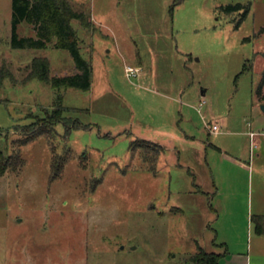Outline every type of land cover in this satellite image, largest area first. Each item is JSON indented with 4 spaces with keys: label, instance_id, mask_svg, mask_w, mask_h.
I'll list each match as a JSON object with an SVG mask.
<instances>
[{
    "label": "rangeland",
    "instance_id": "1",
    "mask_svg": "<svg viewBox=\"0 0 264 264\" xmlns=\"http://www.w3.org/2000/svg\"><path fill=\"white\" fill-rule=\"evenodd\" d=\"M67 1L89 21H70L86 90L31 76L35 57L50 76L75 72L73 58L52 43L12 48L11 0H0V264H195L221 252L212 177L254 192L264 176V0ZM235 3L249 6L242 19L223 10ZM17 32L34 36L25 22ZM220 149L245 163L251 153L250 172Z\"/></svg>",
    "mask_w": 264,
    "mask_h": 264
},
{
    "label": "trees",
    "instance_id": "2",
    "mask_svg": "<svg viewBox=\"0 0 264 264\" xmlns=\"http://www.w3.org/2000/svg\"><path fill=\"white\" fill-rule=\"evenodd\" d=\"M240 9H243L240 15V19H242L248 12V5L235 3L223 7L226 13ZM72 19H78L82 26L89 22L85 14L82 11L74 10L67 0H11L10 41L12 48H45L52 43L53 47L67 49L70 52L75 65V72L71 74L50 76L48 60L45 58L35 57L30 63L31 76L49 82L56 90L66 87L86 90L90 85V66L80 55L76 31L70 24ZM22 22L32 26L34 36H21L18 34L17 27ZM262 30L264 31V27ZM2 76L0 72V80ZM263 83L264 71L261 85ZM257 95L259 100L264 102V93L261 92V86L257 91ZM61 99L62 97L59 94L57 96L58 104L52 110L54 116L61 112ZM6 164L7 159L1 156L0 151V174L5 170ZM251 220L254 230L258 233H264V215H253ZM217 256L216 253L208 254L199 251L193 256V260L196 264H212L215 263Z\"/></svg>",
    "mask_w": 264,
    "mask_h": 264
},
{
    "label": "crops",
    "instance_id": "3",
    "mask_svg": "<svg viewBox=\"0 0 264 264\" xmlns=\"http://www.w3.org/2000/svg\"><path fill=\"white\" fill-rule=\"evenodd\" d=\"M259 102L264 103L260 100ZM248 125L250 129L247 135L252 140L257 131L253 130L251 123ZM210 127L208 128L210 132L220 131L219 125L217 131L211 130ZM251 132L253 135H250ZM151 144L161 147L157 143ZM219 152L230 164L250 172L251 153L248 156L249 161L245 163L222 149ZM262 177L258 178V182L255 180L254 192L237 189L238 180L234 175L226 173L217 178L212 177L210 187L212 192L207 193L215 216L210 220L214 224L211 227L214 232L211 242L224 248L221 252H216L218 256L212 264H264V233L256 232L251 220L253 215H264V176ZM250 179L252 180L251 177ZM176 209L179 210L180 207L176 206L174 210Z\"/></svg>",
    "mask_w": 264,
    "mask_h": 264
},
{
    "label": "built area",
    "instance_id": "4",
    "mask_svg": "<svg viewBox=\"0 0 264 264\" xmlns=\"http://www.w3.org/2000/svg\"><path fill=\"white\" fill-rule=\"evenodd\" d=\"M125 72L127 76H131V75H135L138 73V69L136 67H132L130 65H126L125 66ZM211 130L213 131H217L218 130V125L217 124H213L210 127ZM250 135H253V133L251 132Z\"/></svg>",
    "mask_w": 264,
    "mask_h": 264
},
{
    "label": "water",
    "instance_id": "5",
    "mask_svg": "<svg viewBox=\"0 0 264 264\" xmlns=\"http://www.w3.org/2000/svg\"><path fill=\"white\" fill-rule=\"evenodd\" d=\"M261 109L264 111V103L261 104Z\"/></svg>",
    "mask_w": 264,
    "mask_h": 264
}]
</instances>
